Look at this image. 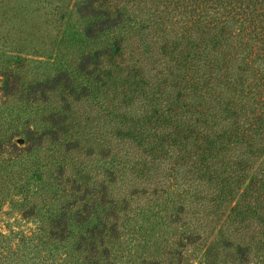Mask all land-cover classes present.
Returning a JSON list of instances; mask_svg holds the SVG:
<instances>
[{"label":"trees","instance_id":"16d2710c","mask_svg":"<svg viewBox=\"0 0 264 264\" xmlns=\"http://www.w3.org/2000/svg\"><path fill=\"white\" fill-rule=\"evenodd\" d=\"M0 59V264H264V0H0Z\"/></svg>","mask_w":264,"mask_h":264},{"label":"rangeland","instance_id":"374dc122","mask_svg":"<svg viewBox=\"0 0 264 264\" xmlns=\"http://www.w3.org/2000/svg\"><path fill=\"white\" fill-rule=\"evenodd\" d=\"M24 1V0H23ZM57 3L59 4V5H63L60 1H57ZM71 24H73V23H71ZM13 25H14V27L16 28V27H18L19 25L16 23V22H13ZM9 26H10V24H9ZM8 26V27H9ZM13 42L15 41V38H13V40H12ZM6 58H8L7 56H5ZM5 61L3 60V59H0V65H2L3 63H4ZM37 66V64L36 63H31V67L33 68V67H36ZM12 218V217H11ZM6 220H7V217H6ZM23 226H24V228H26V227H30V225H27L26 223L25 224H22Z\"/></svg>","mask_w":264,"mask_h":264}]
</instances>
